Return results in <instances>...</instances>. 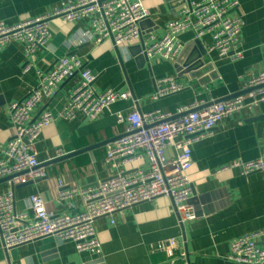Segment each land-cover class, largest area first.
Segmentation results:
<instances>
[{"label":"crops","instance_id":"0c3cea01","mask_svg":"<svg viewBox=\"0 0 264 264\" xmlns=\"http://www.w3.org/2000/svg\"><path fill=\"white\" fill-rule=\"evenodd\" d=\"M64 0H0V22L16 24L45 13H51ZM149 11L141 22L143 33L164 35L167 23L176 18L183 6L180 0H140ZM201 1V0H193ZM239 7L231 14L243 17L240 38L243 57L238 60L221 58L209 50L210 34L198 38L200 46H188L175 61L139 55V44L115 47L111 40L96 43L83 41L82 33L91 29V19L73 22L56 18L51 22V37L45 47L36 48L32 57L24 44L12 41L0 50V143L12 136L9 106L23 99L39 83V74L49 70L63 56L78 55L95 74L94 87L132 91L133 98L118 100L97 118L82 115L67 120L57 118L41 133L35 150L47 170V177L14 188L16 208L29 210V198L40 195L46 208L55 214L74 213L83 209L81 196L59 199L58 180L68 186L90 187L107 178L112 170L105 162L106 145L124 134V126L116 121L117 112H128L137 106L141 112L156 109L178 114L179 108L195 102L227 99L243 93L242 85L250 76L264 71V0H238ZM181 40V39H180ZM183 41V40H181ZM184 42V41H183ZM205 50V54L203 50ZM202 54V56H201ZM201 56V57H200ZM201 58L203 66L191 71L178 67V61ZM26 66H30L26 69ZM174 76L184 85L176 93L153 99L156 80ZM79 73L66 79L43 109L55 115L67 103L69 94L79 81ZM136 100V101H135ZM57 150L64 155L57 156ZM264 150V103L245 108L222 119L211 134L192 146V205L198 215L180 221L172 200L160 196L110 217L97 219L95 226L101 242V253L79 252L73 241L57 236L17 246L3 247L0 238V264H241L229 258L235 238L264 230V172L245 174L234 163L257 160ZM139 167L150 169L149 160ZM167 155L175 156L168 148ZM10 189L0 179V190ZM202 197L204 201L201 200ZM208 210V211H207ZM175 238V261L158 247ZM261 243V241H260ZM186 252L182 259L181 252Z\"/></svg>","mask_w":264,"mask_h":264},{"label":"built area","instance_id":"2783aa9c","mask_svg":"<svg viewBox=\"0 0 264 264\" xmlns=\"http://www.w3.org/2000/svg\"><path fill=\"white\" fill-rule=\"evenodd\" d=\"M177 17L167 23L164 35L144 34L141 22L149 11L140 0H64L59 8L23 20L16 24L0 22V50L12 41L24 44L26 54L32 57L36 48L45 47L51 37V22L61 18L68 22L90 18L91 29L82 33L83 41L96 43L111 40L115 47L139 44V55L150 61L162 58L177 60L185 49L180 40L192 31L195 38L210 34L209 50L221 58L238 60L243 57L240 33L243 17L234 13L238 0H182ZM30 66H26L28 69ZM79 73V81L69 94L67 103L55 115L49 109L36 113L44 100H50L66 79ZM95 74L75 54L58 58L52 67L39 74V83L23 99L12 102L9 116L12 136L0 143V179L10 186L0 190V238L8 251L17 246L57 236L73 241L79 252L101 253L102 247L95 223L101 217H110L124 209L160 196L169 197L180 221L194 219L196 214L189 203L193 189L189 171L192 168V146L209 136L217 124L245 108L252 109L264 103V71L250 76L242 85L241 94L227 99H212L206 104L182 106L174 115L161 109L141 112L137 106L126 113L117 112L116 121L124 126V134L106 145L105 162L111 174L90 187L68 186L58 180L59 199H72L79 195L83 209L74 213L55 214L46 208L44 199L30 196L29 210L16 208L14 188L47 177L44 164L38 159L35 145L43 130L57 118L75 119L78 115L93 120L118 100L134 99L132 91L106 89L98 92L94 87ZM184 85L174 76L156 80L151 97L159 99L181 91ZM136 101V100H135ZM175 156L167 155L168 148ZM145 157L148 171L139 167ZM64 153L57 150V156ZM245 174L264 172L262 156L253 161L234 163ZM261 241V243H260ZM175 261V238L158 245ZM186 259V252H181ZM231 260L241 264H264V230L235 238L231 243Z\"/></svg>","mask_w":264,"mask_h":264},{"label":"water","instance_id":"95a60500","mask_svg":"<svg viewBox=\"0 0 264 264\" xmlns=\"http://www.w3.org/2000/svg\"><path fill=\"white\" fill-rule=\"evenodd\" d=\"M180 2H183L182 0H180ZM195 35H194V33L192 32V31H189V32H187V33H184V34H182L181 36H180V39L181 40H183L184 42H187V47L188 46H200L201 45V42H200V40L198 39V38H195L194 37ZM203 50V53L202 54H205L206 52H205V50L204 49H202ZM202 54H201V56H202ZM200 56V57H201ZM196 58V59H192V58H187L186 60H183V61H181V60H179L178 61V67L179 68H184V69H186V70H189V71H191L193 68H195V67H197V66H203L204 64H203V61L201 60V58ZM181 68V69H182ZM233 97V96H232ZM204 198L205 197H202L201 198V200H203L204 201ZM196 199H191V200H189V203L190 202H194ZM208 211V210H207ZM195 214L196 215H198L197 214V212H195ZM100 262V260H98V261H95V262H89V263H85V264H98ZM70 264H78V263H76V262H73V263H70Z\"/></svg>","mask_w":264,"mask_h":264}]
</instances>
